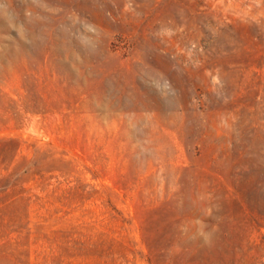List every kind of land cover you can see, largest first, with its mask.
<instances>
[{
    "label": "rangeland",
    "instance_id": "374dc122",
    "mask_svg": "<svg viewBox=\"0 0 264 264\" xmlns=\"http://www.w3.org/2000/svg\"><path fill=\"white\" fill-rule=\"evenodd\" d=\"M0 264H264V0H0Z\"/></svg>",
    "mask_w": 264,
    "mask_h": 264
}]
</instances>
